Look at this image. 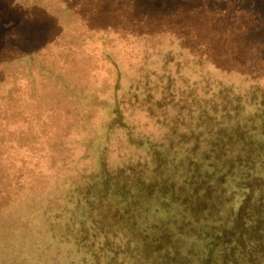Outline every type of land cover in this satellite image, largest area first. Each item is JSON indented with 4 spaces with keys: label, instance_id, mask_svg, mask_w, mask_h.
I'll return each instance as SVG.
<instances>
[{
    "label": "rangeland",
    "instance_id": "obj_1",
    "mask_svg": "<svg viewBox=\"0 0 264 264\" xmlns=\"http://www.w3.org/2000/svg\"><path fill=\"white\" fill-rule=\"evenodd\" d=\"M152 1L161 5L165 1L201 3L200 0ZM203 1L213 2L216 5L213 10L218 12L229 5L227 0ZM87 2L0 0V264H62L68 253L73 256V252L65 254L68 241L63 240L68 238L62 236L58 240L52 222L70 208L69 197H65L69 187L93 180L98 157L102 156L110 170H124V176L131 180L140 162L150 161V154L163 150L162 144L166 150L174 139L170 145H175V149L168 152L170 161L189 160L196 165L210 147L203 137L213 134L203 133L205 128L200 127L202 135H196L198 144L181 142L179 135H174L183 130L188 119L199 115L204 98H213L220 85L245 96L252 86L264 90V76L248 81L246 86L236 76L224 77L211 69L212 59L225 56L221 51L211 53V50H223L222 43L233 39L212 41L211 46L200 42L197 49L204 52L190 55L187 50L191 46L179 41L166 43L157 31L139 34L144 26L138 24H133L131 32L129 28L125 31L126 39L121 44L118 39L112 46V57L118 67L111 77V69L104 62L108 58L102 60L98 45L93 44L104 33L89 30ZM246 2L248 27L264 30V15L253 10L255 5H249L256 4L252 0ZM124 7L118 8L119 11L127 10ZM239 9L242 8L235 5L233 13ZM132 12L137 13L136 8ZM164 12L165 9L156 18ZM169 16L164 15V19ZM216 18L209 14L201 23L205 26L211 22L215 26ZM219 30V27L213 29ZM49 32L51 36L47 35ZM121 34L109 35L108 39L111 42V38H119ZM95 35H98L96 41L91 43ZM45 40L49 44L41 49ZM37 45L33 63L21 61L16 52L18 47ZM205 49L211 50L205 52ZM23 55L25 59V51ZM132 56L135 60H131ZM229 58L232 59L231 55ZM255 63L252 59L246 65ZM228 64L239 73L246 66L241 59ZM57 72L61 75H51ZM108 75L113 82L109 87ZM107 87L120 104L112 124L101 116L104 103L96 93L98 90L105 93ZM149 144L152 148H148ZM195 146L198 148L192 153ZM136 163L139 166L130 168L129 164ZM155 168L151 166L149 177L156 175ZM132 193L139 190L133 187ZM252 193L253 208L258 197L264 195V187H255ZM197 205L200 208L205 204L199 200ZM100 209L107 219L111 211L103 206ZM127 218L125 214L122 221L126 228L131 226ZM59 250H62L60 254Z\"/></svg>",
    "mask_w": 264,
    "mask_h": 264
},
{
    "label": "trees",
    "instance_id": "obj_2",
    "mask_svg": "<svg viewBox=\"0 0 264 264\" xmlns=\"http://www.w3.org/2000/svg\"><path fill=\"white\" fill-rule=\"evenodd\" d=\"M140 1L88 0L85 4L89 30L104 33L95 43L98 35L93 36L91 43L98 45L102 60L108 58L104 62L111 69V77L118 67L112 46L118 39L120 44L126 39L125 31L129 28L131 32L133 24L144 26L140 27L139 34L157 31L166 43L179 41L191 46L187 50L190 55L204 52L197 49L200 42L211 46L212 41L233 39L222 43L223 50L205 49V52L221 51L225 55L223 59H212L211 69L224 77L236 76L246 86L248 81L264 76V30L248 27L246 0H237V3L227 0L229 5L220 12L213 10L216 6L213 2L203 0L180 4L165 1L164 5L152 0ZM252 1L256 3L249 4L256 6L253 10L264 15V0ZM235 5L242 9L233 13ZM122 7L127 10L119 11ZM135 8L137 13L132 12ZM164 9L163 16L156 18ZM197 13L199 17L191 16ZM209 14L219 18L213 19L215 26L211 22L205 26L201 23ZM164 15L170 16L164 19ZM216 26L219 32L213 31L217 30ZM33 28L37 30V26ZM121 32L119 38H111V43L108 36ZM47 35L51 36L50 32ZM48 42H41V49ZM18 48L16 52L21 61L32 64L38 45ZM229 55L232 61L241 59L243 66L252 59L257 63L246 65L239 73L228 64ZM112 83L111 79L108 87ZM108 87L105 93L99 90L96 93L104 103L101 116L112 124L120 104ZM251 88L245 96L220 85L213 98H204L199 115L188 119L183 130L174 135H179L181 142L198 144L196 135H202L200 127L205 128L203 133L213 134V137H203V142L210 147L196 165L189 160L170 161L168 152L175 149V145H170L174 139L166 150L162 144L163 150L150 154V161L140 162L131 180L124 176V170H110L102 156L98 157L93 180L69 187L65 197L71 201L70 208L52 222L58 240L62 236L68 238L63 240L68 241L65 254L73 252L72 257L68 253L62 264H264V195L258 197L253 208L251 205L252 189L264 187V90ZM197 148L193 147L191 152ZM152 165L156 166V175L149 177ZM129 166L134 169L139 164ZM133 187L139 193H132ZM199 200L205 204L203 207L198 208ZM102 206L111 211L107 219L103 217ZM125 214L131 221L128 228L122 222Z\"/></svg>",
    "mask_w": 264,
    "mask_h": 264
}]
</instances>
